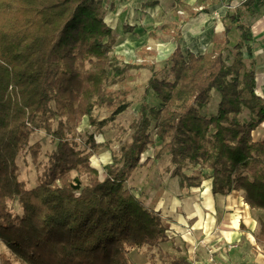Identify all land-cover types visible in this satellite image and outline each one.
Segmentation results:
<instances>
[{
	"label": "trees",
	"instance_id": "obj_1",
	"mask_svg": "<svg viewBox=\"0 0 264 264\" xmlns=\"http://www.w3.org/2000/svg\"><path fill=\"white\" fill-rule=\"evenodd\" d=\"M257 1L224 17L241 34L236 45L225 25L204 54H184L177 46L167 60L172 80H149L132 139L103 166L102 178L91 158L104 143L87 134L82 149L79 128L87 117L101 132L128 106L109 87L125 68L112 56L117 35L103 1L0 0V243L10 252L0 254V264H133L130 253L145 248H158L153 262L193 264L188 255L159 249L169 241V225L127 185L151 160L142 162L150 148L154 160L170 156L183 190L211 179L215 196L239 192L264 214V140L254 138L264 124V97L243 53L253 38L243 19ZM149 92L157 105L148 104ZM214 93L218 104L209 113ZM104 107L113 113L98 120L94 111ZM40 131L55 146L46 163L41 144L31 145ZM23 152L43 169L34 188L20 179ZM258 222L254 237L264 248L263 217Z\"/></svg>",
	"mask_w": 264,
	"mask_h": 264
},
{
	"label": "crops",
	"instance_id": "obj_2",
	"mask_svg": "<svg viewBox=\"0 0 264 264\" xmlns=\"http://www.w3.org/2000/svg\"><path fill=\"white\" fill-rule=\"evenodd\" d=\"M104 7V15L106 22L113 28L116 35H146L145 30L149 31L156 28L165 27L166 22L173 27L172 32L176 31L177 39L172 44H162L161 52L168 50L167 55H171L180 45L184 54L189 51L196 54H204L212 48L215 35H224L225 25L231 26L230 35H234L232 46L236 45L240 40V32L235 25H232L229 18L224 19L229 12L233 14L236 10H245V2L247 0H206L207 6L202 11L196 8L199 0H183L186 7L177 8L176 0H102ZM227 2L233 5V12L230 8H222L221 18L222 30L214 27V19L211 7H218L221 3ZM235 3V4H234ZM220 7V6H219ZM253 15H247L243 19V23L251 27L252 41L243 48L245 59L249 65H253L256 73V92L264 97V0H258L255 5ZM180 15L184 16L181 17ZM224 19V21H223ZM166 21V22H165ZM111 23V24H110ZM125 26H131L132 32H126ZM188 28V29H187ZM212 31V33H211ZM149 32V33H150ZM194 35L192 37L196 43L199 41V35H211L210 43L205 51H199L191 46L185 35ZM186 49V50H185ZM187 51L185 53V51ZM215 96L216 99H215ZM218 104V95L214 93L211 106L216 110ZM254 138L257 141L264 140V124L255 132ZM153 161L150 160L146 165ZM145 162V161H144ZM143 165L140 168L145 167ZM132 175V181L136 177V172ZM148 169L145 173L147 176ZM170 177L172 170H170ZM148 178L139 179V184L146 183ZM169 181V180H168ZM128 182V184H129ZM164 186L165 184L162 183ZM131 186V185H130ZM178 189L149 188V196L145 195L142 199L145 205L155 211L161 213L162 217L169 225L168 237L169 241L175 245L179 251L181 248L179 243L185 245L186 253L191 260L190 253L196 251L193 264H209L210 252L212 250L217 260L223 264H263L257 256H254L257 243L255 241L254 232L258 228L256 214L259 211L252 210L243 202V197L239 192H232L229 195H214L212 193V180H205L200 187H191L182 189L180 186V178L177 182ZM131 188V187H130ZM133 189V188H132ZM134 191V190H133ZM135 192V191H134ZM241 224L246 230L241 229ZM186 227V229H185ZM179 229L188 231L189 241L178 237ZM195 232L199 235V242L192 241L195 239ZM194 236V237H193ZM184 241V242H183Z\"/></svg>",
	"mask_w": 264,
	"mask_h": 264
},
{
	"label": "rangeland",
	"instance_id": "obj_3",
	"mask_svg": "<svg viewBox=\"0 0 264 264\" xmlns=\"http://www.w3.org/2000/svg\"><path fill=\"white\" fill-rule=\"evenodd\" d=\"M206 6V0H199L197 2L196 8L202 11V8ZM219 6L211 7L209 10L214 19L213 21L215 28H218L219 25H221V18L224 17V13H221V6L222 8L224 7L226 9L230 8V10L233 12V5H228L227 2L224 4L221 3ZM184 16L180 15V19ZM166 23L167 24H165V27L159 26L156 28L154 26L151 32L148 28L144 32L146 35H142V33L138 35H117V43L114 51L112 52V56L116 58L119 65L125 68V73L122 78L118 79L114 83H111L109 87L110 89L119 93L116 101L128 106L123 113L117 115L115 120L106 126L101 132H98L94 127L90 126L87 117L84 118L82 125L79 128L80 138L78 141L82 149L85 148L87 134L93 135L97 143H104V147L97 151L91 158L92 166L100 171L102 178L104 176L103 166L111 164L114 160L113 156L115 154H119L121 145L124 142H128L132 139V124L137 120L140 106L146 99V88L149 80L154 76H157L158 78L165 77L169 80H172L173 78L168 71L170 64L167 60L170 57V54L167 55L160 50L162 48V44L164 45L174 43L178 35H176V31L172 32L173 27L169 29L170 25H168V22ZM215 37L220 39L221 35H215ZM233 39L234 35H230L231 43L233 42ZM210 47L208 49H210ZM186 52L187 51H185V53ZM225 59H227L228 63L232 61V58L227 54H225ZM216 97L217 96H215V99ZM147 102L150 106H154L159 103L156 95L153 92H149ZM214 111L215 109H213L212 106L208 108L209 113ZM112 113L113 110L106 107L98 108L94 111V115L98 118V120L108 118L112 115ZM37 142L41 144L40 161L46 163L48 160L47 154L50 153L55 146L51 138L43 131L35 133L32 137L31 145ZM153 154L154 150L153 148H150V150L143 155L142 162H144L148 157L153 160ZM18 164L20 166V179L25 181L29 188L36 187L41 181L43 169L35 164L33 162L32 156L30 154L26 155V152H23L20 155ZM147 169L149 173L146 176L145 173ZM170 170H173L171 158L170 156L166 155L163 159L150 162L148 166L146 165L145 167L140 168L138 172H136V177H134L135 179L130 181L127 185L133 188L135 193L142 199L145 198V195L149 196L148 189L152 186H155L157 189L162 187V189H167L168 192H170V189L177 190V182L179 181V178H169ZM145 178H148V181H146V183L139 184V179L143 180ZM162 183H164L165 186ZM12 206L15 211L20 212V208L16 203L12 204ZM259 217H263L264 219V214L260 211L256 214V218ZM178 231V237H181V239L186 241L190 240L188 239L189 237L187 235L188 231L182 229H179ZM194 238L195 239H192V241L195 240L196 243L199 242L198 233L195 232ZM178 245L181 246L179 251L170 241L161 244L159 249L171 255L179 256L181 254H185L187 251L185 245L181 243ZM258 247L261 249V251L256 248L253 255L257 256L259 261L264 264V248L261 246ZM152 253L157 254L158 248L133 250L130 253V257L133 261V264H166L160 258H157L153 262L150 258ZM0 254L5 257L10 255L9 250L2 243H0Z\"/></svg>",
	"mask_w": 264,
	"mask_h": 264
},
{
	"label": "bare ground",
	"instance_id": "obj_4",
	"mask_svg": "<svg viewBox=\"0 0 264 264\" xmlns=\"http://www.w3.org/2000/svg\"><path fill=\"white\" fill-rule=\"evenodd\" d=\"M187 29H188V28H187ZM217 29H218L219 31L222 30V26L219 25V27H218ZM211 33H212V31H211ZM192 37H194V35H189V32H188L187 35H185V38H186L187 42H188L191 46H195V45H196V48H194V49L199 50V51H205V50L208 48L209 43H210L211 35H206V34H204V35H199V41H198L197 43H196V41L192 40V39H193ZM163 51H164V53L166 54V52H167L168 50H164V48H163ZM165 54H163V55H165Z\"/></svg>",
	"mask_w": 264,
	"mask_h": 264
},
{
	"label": "built area",
	"instance_id": "obj_5",
	"mask_svg": "<svg viewBox=\"0 0 264 264\" xmlns=\"http://www.w3.org/2000/svg\"><path fill=\"white\" fill-rule=\"evenodd\" d=\"M256 248H258L259 251H261V249L258 246H256ZM209 252H210L209 264H223L222 261H219V260L216 259L215 254H214V252L212 250H209ZM195 254H196V251H193L191 253V256L194 257ZM193 257H191V261H193V259H194Z\"/></svg>",
	"mask_w": 264,
	"mask_h": 264
}]
</instances>
